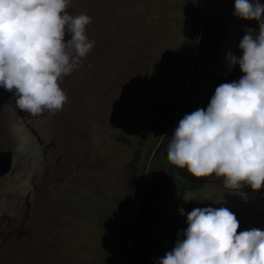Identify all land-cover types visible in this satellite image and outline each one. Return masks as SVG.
<instances>
[{"label": "rangeland", "instance_id": "1", "mask_svg": "<svg viewBox=\"0 0 264 264\" xmlns=\"http://www.w3.org/2000/svg\"><path fill=\"white\" fill-rule=\"evenodd\" d=\"M234 5L69 0L70 15L91 18L86 36L94 46L59 81L67 102L33 117L13 94L0 112V152H13L0 179V264H102L113 254L116 225L134 205L127 187L134 156L140 189L160 171L179 121L200 108L211 73L223 71L228 82L242 76L233 57L258 25L234 15ZM202 179L194 196L236 218L251 216L264 231V188L229 190L223 178ZM168 245L169 238L162 257Z\"/></svg>", "mask_w": 264, "mask_h": 264}, {"label": "clouds", "instance_id": "2", "mask_svg": "<svg viewBox=\"0 0 264 264\" xmlns=\"http://www.w3.org/2000/svg\"><path fill=\"white\" fill-rule=\"evenodd\" d=\"M69 0H0V87L33 117L55 113L67 102L59 86L92 50V20L68 13ZM234 15L255 21L233 57L242 73L220 84L206 109L179 121L168 140L167 160L194 178H223L229 190L264 188V4L235 0ZM181 212L183 210L181 209ZM227 208H195L183 239L158 264H264V231L238 233Z\"/></svg>", "mask_w": 264, "mask_h": 264}, {"label": "trees", "instance_id": "3", "mask_svg": "<svg viewBox=\"0 0 264 264\" xmlns=\"http://www.w3.org/2000/svg\"><path fill=\"white\" fill-rule=\"evenodd\" d=\"M210 83L204 91L200 108L206 109L215 89L229 78L223 71H213ZM135 155L129 163L130 173L127 187L133 192L134 205L116 225L120 230L115 241L117 249L102 264H156L162 257L166 239L169 238L167 252L171 251L177 239H183L187 229V214L195 208H209L206 200L194 196L206 186L205 179L192 177L186 169H177L167 158L161 159L159 172H152L140 189H134L136 181ZM136 164V163H135ZM186 213L178 219L179 204L187 197ZM238 233L257 229L256 220L251 216L237 218Z\"/></svg>", "mask_w": 264, "mask_h": 264}, {"label": "water", "instance_id": "4", "mask_svg": "<svg viewBox=\"0 0 264 264\" xmlns=\"http://www.w3.org/2000/svg\"><path fill=\"white\" fill-rule=\"evenodd\" d=\"M13 92L6 91L0 87V112L4 106H10V98ZM13 152L5 150L0 152V179L4 177L11 169Z\"/></svg>", "mask_w": 264, "mask_h": 264}]
</instances>
